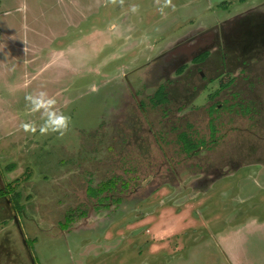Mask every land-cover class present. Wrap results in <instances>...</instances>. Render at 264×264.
Wrapping results in <instances>:
<instances>
[{"label":"rangeland","instance_id":"rangeland-1","mask_svg":"<svg viewBox=\"0 0 264 264\" xmlns=\"http://www.w3.org/2000/svg\"><path fill=\"white\" fill-rule=\"evenodd\" d=\"M95 2L0 0V31L9 37L21 33L22 23L42 27L37 36L51 32L49 44L35 47L47 56H36L45 74L1 63L7 56L0 50V193H7L0 198V264H264V171L257 175L264 165L254 164L258 153L264 157V88L250 95L254 105L213 118L210 137L205 114L213 90L192 93L198 76L189 68L175 74L194 55L192 29L196 37L206 24H190L187 4L205 0H172L176 10L166 15L156 0ZM118 19L119 31H111ZM145 30L152 37L130 48ZM162 39L163 68L154 69ZM194 43L204 47L205 37ZM177 55L181 61L168 68ZM122 63L130 67L112 70ZM159 83L171 84L169 101L151 109ZM39 91L71 117L63 137L21 128L43 123L25 101ZM224 107L214 113L225 115ZM181 132L199 150L182 152ZM239 156L250 165L237 168ZM109 180L112 189L94 193ZM69 213L74 219L64 228Z\"/></svg>","mask_w":264,"mask_h":264},{"label":"flooded vegetation","instance_id":"flooded-vegetation-1","mask_svg":"<svg viewBox=\"0 0 264 264\" xmlns=\"http://www.w3.org/2000/svg\"><path fill=\"white\" fill-rule=\"evenodd\" d=\"M95 1V4L99 3V0ZM95 4H88V6L91 7ZM187 5L191 7L192 17L194 18V21L190 24L194 26L196 20L204 21L206 24H204V32L199 33L196 37L192 35L195 34L193 32H195L196 29H192V37L190 35L188 38L189 41L193 42V44H191L192 50H190L194 52V55L188 60L189 65L185 66L184 64L183 66H179L175 70V74L178 76L185 74L189 68L192 74L198 76L199 79L194 77L191 83L192 93L199 89L213 90V92L207 95V100L211 105L205 114L208 116V132L211 137L216 132L215 126L213 125V118L217 117V115L219 117L232 115V113H228L232 110V106L244 107L254 105L255 100L251 98L250 95L253 94L255 90L264 88V2H260V0H205L204 3L201 2L198 6H193L192 3H188ZM178 14L181 13L178 12ZM183 16V14L182 16L175 15L173 21H181ZM64 21V23H67L68 19L65 18ZM119 22L120 20L118 19L115 25L119 26ZM64 23H62L61 26ZM146 30L142 32L143 34L138 40L136 39V42H132L129 45L130 48L136 46L138 42L141 43L143 38L152 37L149 33H146ZM111 31L119 30L116 29ZM200 35L205 37L204 47H197L196 43H194ZM116 37L119 38V35ZM237 41L245 42L244 49L240 50L241 47ZM108 42L112 44L110 40H108ZM161 42L159 45L155 46V58L153 61L156 63V68L154 69H158L159 66L161 69L163 68V62L161 60L157 61V59H161L163 53V39ZM145 46L147 45L145 44ZM94 48H97V50L99 49L98 44H95V42L93 43V49ZM143 54V50H140L137 52L136 57ZM178 61H181L180 55H177L176 59L173 58L169 62L170 65L168 68L170 66L174 68L175 66L173 64ZM128 67L130 66H125V63L120 65L116 64L112 67V70L119 71L123 68L127 69ZM146 67L147 62L141 64L137 72L144 71ZM169 85L171 84L159 83V85H157L153 96L148 99V104L151 109L158 108L162 106L163 103L169 101L166 93V91L169 90ZM230 90L231 93L229 94ZM244 90L246 92H244ZM227 91L229 96L223 93ZM247 93L248 95L244 96ZM217 100L222 102L218 103ZM142 105L143 104L139 102L138 106ZM223 105L226 106L223 108L226 112L225 115L223 113L215 114L214 112L220 111V107ZM233 115L236 116V113ZM257 120L260 121V118H257ZM257 120L255 123L259 128L262 123ZM258 130L259 129L256 131ZM181 134L184 133L181 132L178 135V140ZM186 137L189 138L195 146L191 148V150L186 151L179 140L182 152L192 154L199 150L200 143L193 140L190 135H186ZM257 157L256 160H258V162L254 164L263 166L264 157L261 155V152L258 153ZM234 164L237 165V168L250 165V163L244 162L241 156L238 157ZM226 166L227 164L224 165V167ZM228 166H230V164ZM263 171L264 169L260 170L261 174L257 175L261 176ZM225 174H228L227 171H221L220 175ZM252 175L257 177L255 172H253ZM212 179L206 178L205 181L210 184ZM254 180L253 178L252 182ZM3 196L4 195L0 196V198Z\"/></svg>","mask_w":264,"mask_h":264},{"label":"clouds","instance_id":"clouds-1","mask_svg":"<svg viewBox=\"0 0 264 264\" xmlns=\"http://www.w3.org/2000/svg\"><path fill=\"white\" fill-rule=\"evenodd\" d=\"M111 3L115 4L116 0H111ZM123 3V0H120ZM158 11L161 15H166L165 9L171 8L176 10V6L172 3V0H156ZM137 5L131 6L133 12L138 11ZM111 30H116L117 26L112 24L109 26ZM25 101L32 113H39L40 118L43 121L39 126L35 122L24 123L21 125L23 131L36 134L37 131L41 136L48 135L49 133L58 134L63 137L68 131L71 124V117L59 112L56 109V99L48 96L44 91H39L34 94H29L25 97Z\"/></svg>","mask_w":264,"mask_h":264},{"label":"crops","instance_id":"crops-1","mask_svg":"<svg viewBox=\"0 0 264 264\" xmlns=\"http://www.w3.org/2000/svg\"><path fill=\"white\" fill-rule=\"evenodd\" d=\"M5 11L10 13V11L8 10H5ZM40 14L45 15V12L43 13L41 12ZM22 26L24 28L22 29L21 33L18 34L17 37L16 36L9 37L8 33L6 34V31L2 30L5 34H3L2 31H0V50L2 54L5 52L7 56L6 57L7 59H6L4 56L1 55V59H2L1 63L4 62L6 64H10L9 60H11V63H14L15 61H17L21 66L25 67L26 70L29 69L31 71V68L33 67L34 68V71L32 70L33 73L43 72V74H45L46 73L45 69L47 67L45 64L42 66V68H40V66H37L36 56H38L39 58L43 57L44 61L47 59L45 58L47 56L42 55L41 51L38 50L39 47L37 46V44H39L40 47L41 46L44 47L45 45L49 44L51 32H49L48 34V33H45L46 30H43L44 33H41L42 35H39L40 34L39 33L37 36L36 32L38 31L36 29L38 30L43 29L42 27L34 29L33 27H30L25 23H22ZM36 46L38 47V49L35 48ZM30 53L32 55H30ZM36 68H39V69H36ZM29 70L26 71V73H30Z\"/></svg>","mask_w":264,"mask_h":264},{"label":"trees","instance_id":"trees-1","mask_svg":"<svg viewBox=\"0 0 264 264\" xmlns=\"http://www.w3.org/2000/svg\"><path fill=\"white\" fill-rule=\"evenodd\" d=\"M179 140L182 143V145L184 146L186 151L191 150V148H193L195 146V145H193L192 141H190L189 138H187L186 135H184V134H181ZM11 169H12V166H11ZM114 186H115V182L113 180H109V181L103 183L101 185V187L98 188L94 193H96L97 195L103 194L106 191L112 189ZM7 188H8L9 193L12 192L10 185H7ZM5 193L6 192L0 193V194L4 195ZM91 194H92V192H91ZM84 215L85 214H82V216H84ZM73 219H74L73 214L69 213L65 218V224L63 225V227L66 228V226H68L73 221Z\"/></svg>","mask_w":264,"mask_h":264},{"label":"water","instance_id":"water-1","mask_svg":"<svg viewBox=\"0 0 264 264\" xmlns=\"http://www.w3.org/2000/svg\"><path fill=\"white\" fill-rule=\"evenodd\" d=\"M14 220H15L16 223H18L16 217H14ZM23 243L25 244V241L24 240H23ZM31 261H33V259Z\"/></svg>","mask_w":264,"mask_h":264}]
</instances>
